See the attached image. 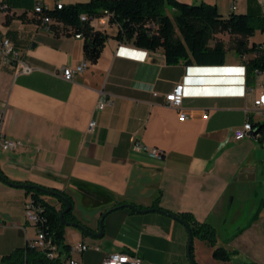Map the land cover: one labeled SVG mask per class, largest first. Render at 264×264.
<instances>
[{
    "label": "crops",
    "instance_id": "obj_1",
    "mask_svg": "<svg viewBox=\"0 0 264 264\" xmlns=\"http://www.w3.org/2000/svg\"><path fill=\"white\" fill-rule=\"evenodd\" d=\"M86 1L0 0L8 6L0 10V48L9 39L22 61L35 68L19 73L0 57L3 131L23 143L0 151L1 175L11 184L65 192L74 203V222L92 233L100 232L107 213L100 238L63 227L64 245L91 246L73 255L79 264H102L112 252L137 254L145 264H192L189 231L172 216L186 212L217 230L218 247L236 252L220 261L214 247L194 238L196 264H264V214L256 219L264 206V135L234 139L248 118L258 122L250 110L264 92V75L248 73L247 56L236 53L229 34L216 35L227 48L222 65L168 64L160 50L116 40L119 27L111 24L98 62L66 81L64 69L86 61L84 38L65 34L62 25L44 24L34 8L38 2L53 10L58 2ZM202 2L216 5L225 17L234 12L264 17V0ZM90 25L102 28L98 18ZM253 42L264 43V32L256 31ZM180 84L181 110L166 104ZM250 86L255 94H248ZM180 111L189 118L181 120ZM92 121L96 127L90 129ZM134 139L162 148L165 159L135 151ZM9 183L0 178V264H16V252L37 235L25 217L32 194ZM43 199L60 208L54 197ZM148 209L158 211L143 212Z\"/></svg>",
    "mask_w": 264,
    "mask_h": 264
},
{
    "label": "trees",
    "instance_id": "obj_2",
    "mask_svg": "<svg viewBox=\"0 0 264 264\" xmlns=\"http://www.w3.org/2000/svg\"><path fill=\"white\" fill-rule=\"evenodd\" d=\"M109 12L111 23L118 25L116 40L130 43L138 49L147 51H162L168 64L180 62L200 65H222L225 62L227 48L217 34H229L233 39V47L237 54L247 58L244 60L248 73L256 74L264 71V43L249 39L256 31L264 32V17H254L247 14L232 13L223 16L216 5L201 2L188 4L178 0H89L75 4H63L59 9L44 7L40 13L52 19L53 29L63 26L65 34H80L84 38V54L91 63L98 62L102 49L110 37L108 33L95 30L90 21ZM38 14V13H36ZM87 15L89 20L82 21L81 16ZM40 16V15H39ZM41 19V17H40ZM39 19V20H40ZM42 20V19H41ZM211 41H215L212 45ZM257 133L264 135V122L254 123ZM24 187L28 193L44 208L46 218L44 229L48 235L62 246L64 245L63 227L60 214L67 208L62 197L68 198L74 207L72 198L58 189L46 188L35 184H15ZM34 186H39L41 189ZM46 190L57 194H48ZM44 196L54 197L60 204H51ZM73 207L65 214V221L74 222ZM182 222L190 228L193 238H198L214 247L213 257L220 261H229L236 252L217 246V230L209 223L198 222L193 214L176 213ZM15 256L16 264H50L39 252L32 248L18 250ZM191 256L194 258V243L191 246Z\"/></svg>",
    "mask_w": 264,
    "mask_h": 264
},
{
    "label": "built area",
    "instance_id": "obj_3",
    "mask_svg": "<svg viewBox=\"0 0 264 264\" xmlns=\"http://www.w3.org/2000/svg\"><path fill=\"white\" fill-rule=\"evenodd\" d=\"M202 1V0H198ZM40 7H47L42 3H37L34 11L38 13L44 22L49 26L52 23V19L49 16H44L40 14ZM57 7H62V2L57 3ZM8 6L0 4V10L7 11ZM48 9V7H47ZM233 9H236V4L233 6ZM111 14L107 11L101 17L100 23L102 25L101 31L106 30L110 27L111 23ZM82 21L89 20L87 15L81 16ZM114 25V24H112ZM76 37L80 38V34H76ZM0 57L2 61L9 65H16L19 73L30 74L34 71V67L22 61L20 57V52L17 50L9 39H3L0 48ZM90 62L85 61L75 68H65L63 71V78L66 81H73L75 77L85 71L89 67ZM257 76L264 75L263 72H256ZM255 87H248V94H255ZM184 101V85H177L173 91L166 96V104L169 107L180 109L183 106ZM255 115V117L262 118L264 117V92L261 93L258 97L253 99V108L250 110ZM4 110H0V151H12L17 150L23 146V143L20 141L10 140L6 137L3 131V121H4ZM179 117L181 120H186L189 118L185 111H180ZM204 118H207L208 115H204ZM259 122V121H258ZM96 127V122L92 121L90 124V129ZM256 128L254 123L250 118L246 121L244 126L240 129H237L234 132V139L240 141L250 136ZM254 137H260V133L253 135ZM132 148L135 151L142 152L148 157L154 160H164L166 157V152L162 148L151 147L145 144H142L138 140L134 139L132 141ZM44 208L33 198L31 197L25 204V217L27 221L36 227L37 235L36 239L32 242H29L26 245V248H32L39 252L41 256L47 260L50 264H79L78 260L73 258L75 254H82L83 252L90 249V245L86 243H78L74 246H70L68 250H64L52 236L48 235L44 229L46 218L43 215ZM99 249L98 247L96 248ZM102 264H145L144 261L137 254H126L120 252H112L108 254Z\"/></svg>",
    "mask_w": 264,
    "mask_h": 264
},
{
    "label": "water",
    "instance_id": "obj_4",
    "mask_svg": "<svg viewBox=\"0 0 264 264\" xmlns=\"http://www.w3.org/2000/svg\"><path fill=\"white\" fill-rule=\"evenodd\" d=\"M255 133H256V130H254L252 133H250V136L254 135ZM0 178L3 181L9 183V181H7L6 177L2 176L1 173H0ZM9 184H11V183H9ZM11 185L16 186L13 183ZM24 187H26V186H24ZM34 187L41 189L39 186H34ZM46 192L48 194H57V193H55L53 191H50V190H46ZM57 195H59L60 197H62L64 199V201L66 202V204H67V208L60 214V219L62 220V222L65 225H72V226L78 227L81 230H83L84 232H87V233H89V234H91V235H93L94 237H97V238H100V237H102L104 235V219H105L107 213H105L102 216L101 220H100V232L99 233H92L85 226H83V225H81V224H79L77 222H68V221H65V219H64L65 214L72 209L73 205H72V202L68 198L62 196L61 194H57ZM125 206L128 207V208H131V209H134V210H137L138 211V209L135 206L131 205V204H127ZM115 209H117V207ZM149 211H158V210L157 209H148V210H144L143 212H149ZM172 216H174L176 219H178L179 221L182 222V220L179 217H177L175 215H172ZM187 229H188L189 234H190V240H189V246H188V253L190 255V259H191L192 264H196V262L194 261V258H192V256H191V246H192V243H193L194 238H193V235H192V232H191L190 228L187 227Z\"/></svg>",
    "mask_w": 264,
    "mask_h": 264
},
{
    "label": "rangeland",
    "instance_id": "obj_5",
    "mask_svg": "<svg viewBox=\"0 0 264 264\" xmlns=\"http://www.w3.org/2000/svg\"><path fill=\"white\" fill-rule=\"evenodd\" d=\"M255 120L264 122V117H262V118L255 117ZM262 214H264V206L260 210L259 214L256 216V219H260L262 217ZM224 248H227V247H224Z\"/></svg>",
    "mask_w": 264,
    "mask_h": 264
},
{
    "label": "bare ground",
    "instance_id": "obj_6",
    "mask_svg": "<svg viewBox=\"0 0 264 264\" xmlns=\"http://www.w3.org/2000/svg\"><path fill=\"white\" fill-rule=\"evenodd\" d=\"M198 1V0H197ZM59 9L63 8V3H62V7H58ZM44 10V7H40V13ZM88 61V60H86Z\"/></svg>",
    "mask_w": 264,
    "mask_h": 264
},
{
    "label": "snow or ice",
    "instance_id": "obj_7",
    "mask_svg": "<svg viewBox=\"0 0 264 264\" xmlns=\"http://www.w3.org/2000/svg\"><path fill=\"white\" fill-rule=\"evenodd\" d=\"M237 71H240V70H237Z\"/></svg>",
    "mask_w": 264,
    "mask_h": 264
}]
</instances>
